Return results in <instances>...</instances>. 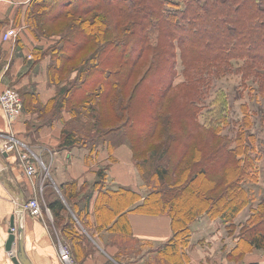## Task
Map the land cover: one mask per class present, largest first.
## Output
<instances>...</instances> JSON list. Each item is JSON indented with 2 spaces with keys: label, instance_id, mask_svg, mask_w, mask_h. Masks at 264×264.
Instances as JSON below:
<instances>
[{
  "label": "trees",
  "instance_id": "16d2710c",
  "mask_svg": "<svg viewBox=\"0 0 264 264\" xmlns=\"http://www.w3.org/2000/svg\"><path fill=\"white\" fill-rule=\"evenodd\" d=\"M91 12L94 13L93 17L82 20L74 34L66 33L61 37L62 43L58 47L51 45L48 49L50 52H45L51 55L49 81L54 83L58 77L60 79L59 74L68 70V65L78 53L92 42L100 41L96 32H100L102 39H105L106 34L102 29L107 28V23L113 29L112 37L103 40L94 50L95 53L76 68L75 79L64 90L61 89V96L57 97H61L59 100L55 98L43 105L35 93L25 95V91L21 92L23 113L25 107H29L27 104H33L32 109L44 117L41 122L48 124L62 117L64 109L69 110L73 116L78 115L79 105L87 106V102L94 97V91H98L96 96L100 99L109 97L121 85H125L137 61L147 52L152 53V60L139 84L145 86V89L150 86L143 81L148 79L154 84V93L147 89V98L154 99V102L157 100V91H176L174 108L162 127V132L166 128L170 130L168 139L173 141V146L168 145L169 140L166 139L167 144L164 140L161 144L165 148L160 154L162 157L163 153L171 149L174 156L169 157L165 165L156 164L155 186L145 196L129 187H119L113 191L103 186L107 180L108 167H100L95 182V187L100 190L98 214L102 219L106 214L110 215V212L122 214L126 206L128 208L142 199L140 204L133 207L134 210L169 215L174 233L163 246L171 252L172 259L177 263L178 251L188 245L190 225L198 216L207 214L224 221H233L242 210L251 206L246 221L249 225L243 223L239 234L246 243L244 248H264V197L254 205L253 191L246 187L249 179H256V162L260 159L255 152V141H258L259 146L263 145L262 140L256 139L255 133L250 131L252 123L249 106L243 105L245 115L237 124L238 131L233 137L225 133L230 121L223 110L208 116L205 123L199 118L213 79L229 74L232 70L240 73L244 81L247 77L251 78L257 84L254 90L264 98V0H32L26 22L38 38L37 30L45 29L48 21L73 15L80 17ZM121 26L122 30L119 28ZM153 29L154 36L150 33ZM76 33L81 35L80 38ZM75 36L80 41L72 43ZM164 38L169 41L166 51L162 41ZM181 42L187 52V55L184 53L185 59H181L185 65V79L176 84L171 69L173 63L165 55L168 52L170 56L174 47L172 57L176 56L175 50L178 45L181 48ZM105 50L111 51V56L106 55ZM233 60L240 62L239 68L233 69ZM162 66L167 67L165 71ZM136 97L133 95L124 108L131 110L136 105ZM159 108L156 106L154 110V125L150 124L143 130L141 122L136 124V117L128 114L123 124L118 125L117 129H111L116 131L109 130L101 140L98 137L81 140L75 128L65 127L68 120H64L59 147H87L93 153L104 142L108 143L110 149L117 146L119 142L116 144L109 140L116 134L144 140L160 129L162 114ZM44 113L48 115L44 116ZM121 115L119 113L118 117ZM185 120L194 124L193 128L186 125L187 131L182 134L178 129L184 126L182 123L187 124ZM196 129L206 131L211 143L212 138L218 139V142L196 145L190 139H194ZM136 166L144 179L141 164L136 161ZM171 172L175 173V179L167 184L162 183ZM75 186V181L62 184V188L67 191L66 201L75 199ZM48 199L55 217H63L68 208L64 199ZM75 204L79 208L78 219L87 217L88 204L81 208L78 202ZM70 218L77 226L74 216L70 215ZM74 227L72 238L81 240L79 230ZM82 238L88 239L86 235ZM82 257L84 255L79 253L75 256L76 259Z\"/></svg>",
  "mask_w": 264,
  "mask_h": 264
},
{
  "label": "crops",
  "instance_id": "0c3cea01",
  "mask_svg": "<svg viewBox=\"0 0 264 264\" xmlns=\"http://www.w3.org/2000/svg\"><path fill=\"white\" fill-rule=\"evenodd\" d=\"M31 1L0 0V92L6 86L16 85L21 92L25 91V95L35 93L39 102L46 105L57 98L61 90L56 82L49 81L51 55L45 52L52 41L37 38L27 25L26 14ZM8 28H15L18 34L9 40H2V32ZM74 76L75 73L71 78ZM28 105L12 124L0 105V150L8 152V156L3 159L6 167L0 171V264H15L12 256L16 254L18 243H15L13 252L5 248L13 214L16 215V226L22 228L25 255L31 263L63 264L60 258L63 237L60 233L64 228L50 225L48 214L35 216L25 210L23 215H19L16 211L17 196L9 188L16 193L23 192L26 200L34 193V189L37 191L40 188L41 203L48 205V196L62 198L67 204L66 190L62 188V184L69 181L76 182L77 196L69 204L70 207L67 206V210L78 214L79 208H76L75 202L80 204V208L88 204V215L83 219L87 228L93 232L89 233L78 221L76 229L85 233L99 247L81 259L74 256L75 264L116 263L112 257L115 243H112L114 246L111 242L107 245L103 243L111 234L161 246V249H156V252L148 251L131 264H264V248H244L246 243L239 234L242 224L237 221L241 213L233 221H224L207 214L198 216L190 225L188 245L178 251L177 263L172 259L171 252L163 246L174 233L172 218L167 214L134 210L133 207L140 204L142 199L128 208L126 206L122 214L110 212V215L106 214L102 219L97 210L100 190L95 187L100 167H108L106 173L110 185L107 188L116 191L119 187H129L142 196L148 192L143 187L132 148L127 143H121L110 149L107 142L101 143L93 153L87 147L60 148L64 120H68L70 113L64 109L62 119L58 117L50 124L42 123L39 115H34L36 112L32 109L33 104ZM15 139H18L26 151L48 164L54 190L47 191L51 185L41 183L37 175L34 179L36 185H32V180L24 170L20 152L13 143ZM11 144L13 148H10Z\"/></svg>",
  "mask_w": 264,
  "mask_h": 264
},
{
  "label": "rangeland",
  "instance_id": "374dc122",
  "mask_svg": "<svg viewBox=\"0 0 264 264\" xmlns=\"http://www.w3.org/2000/svg\"><path fill=\"white\" fill-rule=\"evenodd\" d=\"M93 12L88 13L84 16H68L66 18L56 20L53 22L48 21L46 24V28L40 30H37L39 37L38 38H45L46 40H51L52 42L49 43L48 48L52 45H57V47L62 43L61 37L65 35L66 33L72 35L76 31L75 29L79 28L78 26L82 20L88 19L89 17H93ZM107 28L105 30L102 29V32L106 34L105 39H102V34L100 32H96L97 37L100 39V41L92 42L85 50L81 51V53H78L75 59H73L70 64L68 65V70L59 74V77L56 79V84L58 85V88L61 90L68 86L70 82H72L76 75L77 71L76 68H78L82 61L84 59H87L89 56H91L94 52V50L102 43L103 40H107L110 37H112L113 33L112 30L109 28L108 23L105 24ZM114 27V26H113ZM122 27H119L120 30H122ZM108 29V30H107ZM151 35L154 36V29L151 30ZM167 34V33H166ZM100 35V36H99ZM76 36L81 35L79 33H76ZM73 38L71 41L72 43H75L78 40L77 38ZM168 36V34H167ZM169 37V36H168ZM170 38V37H169ZM155 39V38H154ZM98 40V39H97ZM57 41V42H56ZM163 45L164 50L166 51V48L168 47V39L164 38ZM176 48V56L172 57L174 47L170 53L167 55L168 52H166V57L168 58L169 62H172L173 65L171 69H173L174 73V83L182 82L185 79V65L182 64L181 59L184 58V53L187 55V52L185 51L183 42H181V48H179V45ZM50 52V50H48ZM183 53V55H182ZM50 54V53H49ZM105 54L111 56V51L105 50ZM152 53H146V55L142 58H140L135 66V70L132 73V75L128 78V81L125 83V85L118 89L116 91L112 92L111 95L107 98L100 99L96 96V93L98 91H94V97H92L88 102L87 106H83V104L79 105V114L78 115H72L70 113V117L68 118L67 125L65 127L68 128H75L80 137L81 140L90 139L98 137L99 140L103 139V137L107 134V132L111 129H117L118 125H121L125 122V120L128 118V114L135 116L136 121L140 123V127L144 129L148 128L151 125H154V110L156 109V106H160L159 110H161L162 118L159 121L160 123V129L159 131L152 136L147 137L144 140H139L136 137L133 136H126L125 135H118L112 136L109 138L111 143L116 144L119 142L121 143H127L132 148L133 153V159L136 163L139 162L142 166V169H144V179L141 176L143 187L148 191L155 186L156 177L154 178V169L156 164H166L169 162V157L174 156V153L171 149H169V152L163 153V156L160 157L161 151L164 150L165 146L161 144L165 140L167 144L171 147L173 146V141L168 139V135L170 133V130L168 128L164 129L162 132V127L164 126L165 122L168 120L167 118L172 112V108H174L173 99L176 97V91L169 90V91H157V100L154 102V99L149 100L147 98V93L149 94V91L147 89L152 90L154 93V84L150 82L148 79L143 81L144 83H148L150 88L145 89V86L142 84H139V82L142 80V78L145 76V71L147 69V66L149 65L150 61L152 60ZM187 57V56H186ZM176 60V62H175ZM233 69L240 67V62L233 60ZM171 66V63H169ZM163 71L167 68L166 66H162ZM75 73V76L71 78V76ZM160 75V73H157ZM213 79V78H212ZM247 80L244 81L242 78V75L238 72H233V70L229 74L225 75H219L218 77H215L212 81L209 96L206 98L205 103L203 104V110L199 113V118L201 119V122H206V119L208 116L215 115L216 111L217 114L220 113V110H223L225 112V115L229 117L230 123L225 128V133L233 137L237 131L238 126L237 124L241 122L243 116L245 115L243 105L247 104L249 106V117L250 121L252 123V127L250 129L251 132L255 133L257 136L256 139H260L263 142V145H258V141H255V152L257 155H259L260 159H257L256 162V179L252 180L249 179L248 183L246 184V187L250 190H252L254 195V205L258 203V200L264 197V120L262 119L264 116L263 109H264V98L263 96L257 92V90H254V85H257L255 82L252 81L251 78L247 77ZM245 82V83H244ZM139 84V85H138ZM142 85V87H141ZM16 89H18L21 93V90L16 85H10ZM140 88V89H139ZM139 90V91H138ZM66 94V93H65ZM64 94V95H65ZM67 95V94H66ZM135 95L137 96L135 102L136 105L133 106V108L130 110L129 108H124V105L128 103V101L131 99V97ZM61 96V94L59 95ZM61 98V97H60ZM59 98V99H60ZM57 98V100H59ZM33 107V106H32ZM69 108V106H68ZM72 109V108H71ZM34 110V109H33ZM32 109L31 111L34 112ZM78 110V109H76ZM246 110V109H245ZM263 110V111H262ZM121 113V117H118V114ZM263 116H262V114ZM77 114V113H75ZM34 115H40L39 113H35ZM48 115V113H44V116ZM40 120L43 121L44 117L39 116ZM137 117L140 119L137 120ZM62 119V117H60ZM232 120V121H231ZM67 121V120H66ZM187 124L182 123L181 125H184L178 129L179 133L184 134V131L186 132V128L189 126H192L193 128V122H186ZM187 125V127H186ZM64 127V126H63ZM116 131V130H111ZM181 131V132H180ZM208 134L206 131H202L199 129H196L194 131V139L190 138L191 141H195L196 145H204L205 143H208L209 145L216 144L218 142V139L212 138V143L210 138L208 137ZM167 139V140H166ZM207 139L209 141H207ZM16 140V139H15ZM61 141V139H60ZM18 143L17 149H24V147L21 146L18 139L16 140ZM234 145V143H232ZM168 147V146H167ZM158 148V150H156ZM263 149V150H262ZM25 150V149H24ZM173 154V155H172ZM34 164L37 167V177L38 179H41V183H47L46 185L50 184L47 188V191L54 190L53 187V179L49 175V169L48 164H46L40 157H36L34 155ZM177 170V169H176ZM175 173L171 172L165 181H161L162 183H169L170 181L174 180ZM35 179V177H34ZM32 180V183L34 184L35 180ZM36 185V184H35ZM110 185L109 182H104L103 186L108 187ZM41 189L38 188L37 191L34 189L35 196H38L40 198ZM67 191H65V194ZM65 195V196H66ZM77 196V195H76ZM49 197L46 196V201L49 200ZM45 199V198H44ZM74 199H67V205L70 207L69 204ZM41 201V198H40ZM43 205V212L41 215L43 216L45 214H48L50 225H56L60 229L63 227L62 233H60L63 237V243H66L71 247L73 258L74 256L79 254H82L86 256L87 254H92L94 250L98 247V244L93 243V241L88 240L85 238V233H81L79 231V238L81 240H76L72 238L71 232L73 230V227L75 225L74 222H72L70 215L74 216V219H78V214L76 212L72 213L68 210L63 213V217L56 218L53 211L50 209L49 205H46V203H41ZM251 207V206H250ZM250 207H246L243 212L241 213V216L237 218V221L241 224L247 223V218L249 217L251 210ZM46 210V211H45ZM36 216V215H35ZM238 216V215H237ZM78 221L80 224L84 226L86 230H88L89 233H92V229L87 228V225L84 221V219L81 217ZM249 223L246 224L248 226ZM74 227V229H76ZM241 229V228H240ZM239 229V231H240ZM85 231V230H84ZM70 235V236H69ZM84 236L85 239L82 238ZM78 239V238H77ZM115 243L114 246V254L113 258L116 261L114 264H121L122 262L124 264H131L132 262L138 260L143 255L147 254L148 251L154 250L156 252V249H161V246L157 244L152 243H145L140 241H135L131 239L130 237H123V236H113L111 234L107 239L104 240V244L107 245V243ZM100 243L99 245H101ZM117 247L119 248V251H117ZM64 264V263H63Z\"/></svg>",
  "mask_w": 264,
  "mask_h": 264
},
{
  "label": "built area",
  "instance_id": "2783aa9c",
  "mask_svg": "<svg viewBox=\"0 0 264 264\" xmlns=\"http://www.w3.org/2000/svg\"><path fill=\"white\" fill-rule=\"evenodd\" d=\"M17 34L18 32L15 28H8L2 32L1 38L2 40H9L12 37H16ZM0 105L6 113L9 123L12 124L23 113V99L20 91L12 86H6L0 92ZM13 143L15 146L18 145L16 141ZM13 147L14 146L11 144L10 148ZM18 151L20 152V159L23 162L26 175L33 180L36 176L37 167L33 162L34 159L32 154L24 149H18ZM32 185L35 186L33 183ZM42 208L43 205L41 204L40 198L35 196V194L27 199L25 210L30 214L36 216L41 215L44 209ZM13 230L16 231V227H14ZM60 258L64 264H75L71 247L63 242L60 243Z\"/></svg>",
  "mask_w": 264,
  "mask_h": 264
},
{
  "label": "water",
  "instance_id": "95a60500",
  "mask_svg": "<svg viewBox=\"0 0 264 264\" xmlns=\"http://www.w3.org/2000/svg\"><path fill=\"white\" fill-rule=\"evenodd\" d=\"M7 156H8L7 151L0 150V171L6 167V163L4 162L3 159ZM6 185L10 187L8 183H6ZM9 189L11 193L17 196L18 199L16 211L19 213V215H23L25 212V205L27 203L24 193L23 192L16 193L12 188ZM14 227L17 228L16 231L13 230ZM15 243H18V248L16 250V254L12 256V261L15 264H32L31 261L25 255L24 246H23L22 228L16 226V215L13 214L10 220L8 238L5 243L6 250L9 252H13L15 249Z\"/></svg>",
  "mask_w": 264,
  "mask_h": 264
}]
</instances>
